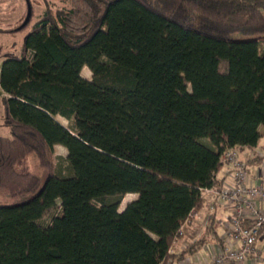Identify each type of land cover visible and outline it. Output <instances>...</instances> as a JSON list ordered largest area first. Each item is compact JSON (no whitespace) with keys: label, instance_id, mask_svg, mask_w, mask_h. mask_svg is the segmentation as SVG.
Here are the masks:
<instances>
[{"label":"trees","instance_id":"16d2710c","mask_svg":"<svg viewBox=\"0 0 264 264\" xmlns=\"http://www.w3.org/2000/svg\"><path fill=\"white\" fill-rule=\"evenodd\" d=\"M60 2L10 32L30 29L0 70V191L11 200L0 264H168L221 243L213 213L171 252L206 191L224 187L228 150L248 149L247 168L264 163V0ZM56 146L70 176L56 173ZM29 157L46 182L18 171ZM128 194L138 198L120 212Z\"/></svg>","mask_w":264,"mask_h":264},{"label":"built area","instance_id":"2783aa9c","mask_svg":"<svg viewBox=\"0 0 264 264\" xmlns=\"http://www.w3.org/2000/svg\"><path fill=\"white\" fill-rule=\"evenodd\" d=\"M224 160L231 165L235 186L230 188L224 185L220 191L207 190L206 193L213 192L220 203L232 208L231 227L226 234L230 243L219 246L215 258L205 264H264V256L257 248L258 238L264 232V211L261 208V202L264 201V187L247 184L248 168L246 162L241 160L237 149L228 150ZM197 214L193 212L185 226L191 224L197 218ZM168 264L204 263L184 260Z\"/></svg>","mask_w":264,"mask_h":264},{"label":"rangeland","instance_id":"374dc122","mask_svg":"<svg viewBox=\"0 0 264 264\" xmlns=\"http://www.w3.org/2000/svg\"><path fill=\"white\" fill-rule=\"evenodd\" d=\"M61 7L60 0H0V70L2 64L9 54L20 55L24 43L30 29L12 34L10 32L22 29L29 19L30 11L35 13V21H37L44 13L46 7L53 8ZM31 18V17H30ZM261 49L264 50V44ZM82 76L85 79L92 80V72L85 67L82 71ZM4 93L0 87V135L8 136L10 129L4 124V107H3ZM59 121L68 128H71L69 123L61 118ZM263 131V129H261ZM264 147V140L261 141ZM205 143L209 142L205 140ZM44 153V151H42ZM263 154V153H261ZM68 151L63 146H56L54 149V159L56 165V173L61 176H70V168L67 162ZM20 173H32L39 176L42 182H46L49 173L39 167V162L34 157H29L27 160L20 163L17 167ZM138 198L136 194H128L122 197V203L119 211L122 212L128 204ZM107 201H115V198H108ZM11 200L6 191H0V205H10ZM61 211L60 203L56 207L50 209L45 213L40 223L43 226H49L53 219L59 215ZM188 239V238H186Z\"/></svg>","mask_w":264,"mask_h":264},{"label":"crops","instance_id":"0c3cea01","mask_svg":"<svg viewBox=\"0 0 264 264\" xmlns=\"http://www.w3.org/2000/svg\"><path fill=\"white\" fill-rule=\"evenodd\" d=\"M263 140L264 138L259 141L256 148V151L259 153H264V147H261L263 144L261 141ZM238 152L241 160L247 162L250 151L246 148H239ZM231 171V165L227 164L219 176L220 179L225 180L224 185L230 188L234 187L236 184ZM247 174L248 185L264 187V163L258 166L248 167ZM205 201V208L197 214V218L191 224L184 227L182 240L173 245L171 252L179 254L188 244L197 241L202 235L210 215L213 213L220 222L218 233L221 238V243H209L200 253L195 256L188 257L186 261L189 262L204 264L209 263L215 258L219 246L228 245L230 243V241L226 238V234L231 227V220L233 216L232 208L225 203H220L213 192L205 193ZM261 208L264 211V201L261 202ZM257 248L264 256V232L258 238Z\"/></svg>","mask_w":264,"mask_h":264},{"label":"water","instance_id":"95a60500","mask_svg":"<svg viewBox=\"0 0 264 264\" xmlns=\"http://www.w3.org/2000/svg\"><path fill=\"white\" fill-rule=\"evenodd\" d=\"M30 17H31V11H30L29 19H28V21L26 22V24L29 22V20H30Z\"/></svg>","mask_w":264,"mask_h":264}]
</instances>
